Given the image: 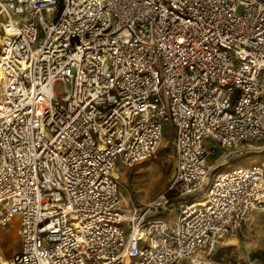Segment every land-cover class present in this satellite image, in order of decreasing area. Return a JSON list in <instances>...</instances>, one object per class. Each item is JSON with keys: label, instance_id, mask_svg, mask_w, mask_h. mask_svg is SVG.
Returning a JSON list of instances; mask_svg holds the SVG:
<instances>
[{"label": "built area", "instance_id": "obj_1", "mask_svg": "<svg viewBox=\"0 0 264 264\" xmlns=\"http://www.w3.org/2000/svg\"><path fill=\"white\" fill-rule=\"evenodd\" d=\"M1 17L0 224L19 216L22 248L0 264H209L264 209V162L210 181L206 144L227 160L264 139V0H0ZM168 124L175 173L138 205L117 165L156 157ZM175 196L174 221L150 216Z\"/></svg>", "mask_w": 264, "mask_h": 264}, {"label": "rangeland", "instance_id": "obj_2", "mask_svg": "<svg viewBox=\"0 0 264 264\" xmlns=\"http://www.w3.org/2000/svg\"><path fill=\"white\" fill-rule=\"evenodd\" d=\"M58 87L62 89L61 85ZM206 144L218 152L208 159V163H216L210 181L222 168H230L238 163L264 162V139L255 140L246 148L236 150L227 160L221 158L224 149L214 138H208ZM175 170L174 133L171 124H168L156 157L140 161L132 167L119 162L117 174L123 195L128 200L132 198L138 205H145L170 184ZM153 215L164 217L167 213L161 214L154 210L150 216ZM16 247L17 242L11 233L5 234L3 238L0 234V253L7 256ZM209 264H264V209L256 210L252 218L234 235L225 236L212 253Z\"/></svg>", "mask_w": 264, "mask_h": 264}, {"label": "crops", "instance_id": "obj_3", "mask_svg": "<svg viewBox=\"0 0 264 264\" xmlns=\"http://www.w3.org/2000/svg\"><path fill=\"white\" fill-rule=\"evenodd\" d=\"M117 171H118V165H117ZM154 198H152V199H154ZM189 198H191V197H189ZM183 199H185V197H179V196L171 197L170 201L168 202L166 207H164L163 209H160V210H155L161 214L167 213V216H164V217L163 216H156V217H162V218H165L169 221H174L175 218L177 217V213H178V209H179V203ZM151 200H149V201H151ZM7 233H11L13 235V238L17 242V247L15 249H13L9 254H7V256H4L2 253H0V256H2L5 259H10L13 256H15L18 252H20L21 248H22V238H21V233H20V218H19V216H16L8 225L0 224V234H1L2 238ZM184 264H192V263L190 260H186Z\"/></svg>", "mask_w": 264, "mask_h": 264}, {"label": "trees", "instance_id": "obj_4", "mask_svg": "<svg viewBox=\"0 0 264 264\" xmlns=\"http://www.w3.org/2000/svg\"><path fill=\"white\" fill-rule=\"evenodd\" d=\"M239 164V163H238ZM237 165V164H236Z\"/></svg>", "mask_w": 264, "mask_h": 264}, {"label": "bare ground", "instance_id": "obj_5", "mask_svg": "<svg viewBox=\"0 0 264 264\" xmlns=\"http://www.w3.org/2000/svg\"><path fill=\"white\" fill-rule=\"evenodd\" d=\"M118 175V174H117Z\"/></svg>", "mask_w": 264, "mask_h": 264}]
</instances>
